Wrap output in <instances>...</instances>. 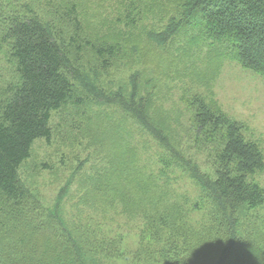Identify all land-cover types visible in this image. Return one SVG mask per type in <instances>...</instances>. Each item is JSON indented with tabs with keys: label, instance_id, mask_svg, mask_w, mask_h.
<instances>
[{
	"label": "rangeland",
	"instance_id": "374dc122",
	"mask_svg": "<svg viewBox=\"0 0 264 264\" xmlns=\"http://www.w3.org/2000/svg\"><path fill=\"white\" fill-rule=\"evenodd\" d=\"M74 1L81 38L115 44L119 53L108 65L90 47L80 55L68 47L81 67L77 88L85 102L54 111L50 143L43 138L33 143L30 158L19 170L29 197L13 201L0 193V254L20 263L21 254L37 248L65 225L74 234L97 228L127 251L110 257L97 254L99 264H132L135 260V264H145L147 258L142 254L138 259L135 252L147 248L158 260L152 230L140 217L122 213L127 208L121 204L126 196L133 201L141 197L131 183L133 178L146 180L150 196L163 198L166 205L178 207L179 203L187 213L186 229L201 234V247L217 251L220 241L210 231L215 228L213 200L182 169H166L171 160L168 149L117 105L88 97L84 83L127 93L131 80L138 81L149 116L166 127L175 148L182 144L189 162L199 166L201 174L213 176V145L191 143L196 134L194 99L203 98L213 111L238 122L244 138L256 143L264 156V77L243 68L224 47L227 42L213 44L199 21L184 25L167 45L157 43L150 34L184 18L185 0ZM43 3L49 15L59 0ZM63 17L66 20L59 27L69 44L76 25L69 15ZM15 79L11 61L0 52V99ZM250 179L264 187V169ZM108 197L120 203L109 206L104 203ZM239 219L247 232L253 226L264 231V204L241 212Z\"/></svg>",
	"mask_w": 264,
	"mask_h": 264
},
{
	"label": "trees",
	"instance_id": "16d2710c",
	"mask_svg": "<svg viewBox=\"0 0 264 264\" xmlns=\"http://www.w3.org/2000/svg\"><path fill=\"white\" fill-rule=\"evenodd\" d=\"M43 1L0 0V52L11 61L16 73L15 82L0 99V193L13 201L29 197L19 170L30 158L35 140L43 138L50 143L52 113L70 103L78 106L85 102L77 88L82 78L81 67L68 47H73L76 55L90 47L108 65L119 53L115 44L81 38L74 0H59L54 13L49 15ZM184 7V18L150 34L157 43L167 45L184 25L199 21L213 44L224 46L227 42L224 47L243 68L264 77V0H185ZM66 15L76 25L69 44L59 27ZM84 86L88 97L117 105L134 117L168 149L171 160L166 169L180 168L188 173L214 202L211 222L215 228L210 231L220 241L217 251L201 247V234L186 229L187 213L179 203L178 207L166 205L163 198L150 196L146 180L131 179L141 197L133 201L126 196L121 204L127 208L122 213L140 217L144 226L152 230L160 264H264V231L253 226L247 232L239 219L241 212L264 204V187L250 179L264 169V156L256 143L244 138L238 122L213 111L203 98L194 99L192 124L196 134L191 143L201 147L211 143L214 149L213 176L205 175L199 166L189 162L180 142L176 148L173 146L166 127L149 116L148 102L141 95L138 81L131 80L127 93L106 91L87 82ZM167 179L170 180L169 176ZM104 203L115 207L120 202L108 197ZM89 228V232L74 234L64 225L57 230L58 234L54 231L50 239L45 236L43 244L21 254L20 263L0 254V264H99L97 254L110 257L115 252H127L121 243L96 227ZM198 231L201 233V229ZM150 252L151 248H147L135 252V256L141 259L143 254L147 258L143 263L159 264ZM135 263L136 260L132 264Z\"/></svg>",
	"mask_w": 264,
	"mask_h": 264
}]
</instances>
